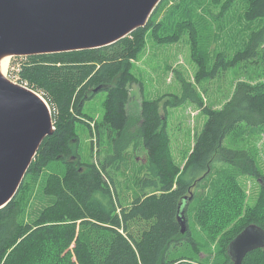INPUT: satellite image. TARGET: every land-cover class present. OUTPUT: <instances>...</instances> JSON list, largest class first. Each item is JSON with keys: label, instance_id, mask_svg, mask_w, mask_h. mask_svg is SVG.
<instances>
[{"label": "trees", "instance_id": "16d2710c", "mask_svg": "<svg viewBox=\"0 0 264 264\" xmlns=\"http://www.w3.org/2000/svg\"><path fill=\"white\" fill-rule=\"evenodd\" d=\"M171 1L174 7L166 10ZM201 5L218 24L239 12L251 28L230 60L218 53L211 70L200 63L197 82L240 63L264 62V0H162L145 27L113 45L14 57L21 60L18 83L45 100L54 131L0 209V264H230L227 247L242 230L256 225L264 231V174L256 156L225 145L245 128L264 131V85L239 83L231 99L214 110L181 79V97L144 100L137 116L129 112L130 89L140 86L133 62L146 41L172 44L189 36L194 57L199 49L194 17ZM164 10L169 19L157 22ZM101 92L103 113L93 124L84 106ZM184 102L206 121L180 167L172 156L167 109ZM77 124L94 136L90 151L96 147L97 162L81 160ZM136 163L128 181L126 173ZM241 178L258 183L253 205ZM180 205L198 236L191 227L181 234ZM242 264H264V248L247 254Z\"/></svg>", "mask_w": 264, "mask_h": 264}, {"label": "water", "instance_id": "95a60500", "mask_svg": "<svg viewBox=\"0 0 264 264\" xmlns=\"http://www.w3.org/2000/svg\"><path fill=\"white\" fill-rule=\"evenodd\" d=\"M162 0H0V57L100 49L146 26ZM0 77V209L17 193L42 142L53 134L49 107L36 92ZM97 92V90L95 91ZM178 208L181 234L188 231ZM264 248V231L242 230L228 245L230 264Z\"/></svg>", "mask_w": 264, "mask_h": 264}, {"label": "rangeland", "instance_id": "374dc122", "mask_svg": "<svg viewBox=\"0 0 264 264\" xmlns=\"http://www.w3.org/2000/svg\"><path fill=\"white\" fill-rule=\"evenodd\" d=\"M174 5L175 1H171L166 10L173 8ZM166 10L158 16L157 22L169 19V16L166 17V14H169ZM206 12L204 5H201L196 11V17H194L196 31L199 34V49L197 55H193L194 57H192L193 52L189 36L181 37L179 41L172 44L160 45L152 39L146 41L143 54L133 62L132 71L136 76V81L141 86L133 85L130 89L129 112L133 116L139 114L140 104L144 100H158L171 95L181 97V79L192 85L204 106L214 110L221 109L231 99L239 83L264 85V62L262 59L253 61V63H240L231 69L220 71L213 79L201 80L200 82L195 80L200 63L211 70L218 53H224L226 60H230L236 52L242 50L248 39L246 33L251 28L245 24L242 16H238L237 13L239 12L219 23L220 26L208 18ZM219 27H221L220 30ZM194 60H197L198 63ZM20 63V59L9 58L8 70L4 76L10 82L25 88L18 83L16 75L17 66ZM104 102L105 93L101 92L85 104L84 113L88 115L89 120L92 119L93 124L96 120H100ZM205 121L206 118L202 112L190 102H184L181 106L167 109V131L171 137L172 156L180 167L185 164L194 140L201 132ZM76 131L79 137L78 152L81 160L97 162L96 147H93L92 154L90 151V142L93 140L95 143L94 136H90L84 125L77 124ZM235 137L227 138L225 145L231 149H248L253 152L256 156L257 165L264 174V131L245 128L236 139ZM130 154L133 157L134 154ZM135 157L138 163L144 161L143 152L137 153ZM130 160L134 163V158L132 160L130 157ZM131 165L130 163V167ZM139 166L136 163L130 172L126 173L128 181L132 182V171H137ZM124 179L120 176V180ZM240 183L244 187L248 203L253 205L259 192L258 183L248 178H241ZM123 188L125 189L124 186ZM192 221L193 219L189 221L188 227L194 229V236H198L200 232L197 227H193Z\"/></svg>", "mask_w": 264, "mask_h": 264}, {"label": "bare ground", "instance_id": "6f19581e", "mask_svg": "<svg viewBox=\"0 0 264 264\" xmlns=\"http://www.w3.org/2000/svg\"><path fill=\"white\" fill-rule=\"evenodd\" d=\"M9 58H11L10 55H3L0 57V77L6 81H7V78L4 75H6L7 70H8Z\"/></svg>", "mask_w": 264, "mask_h": 264}, {"label": "built area", "instance_id": "2783aa9c", "mask_svg": "<svg viewBox=\"0 0 264 264\" xmlns=\"http://www.w3.org/2000/svg\"><path fill=\"white\" fill-rule=\"evenodd\" d=\"M54 128V127H53Z\"/></svg>", "mask_w": 264, "mask_h": 264}]
</instances>
